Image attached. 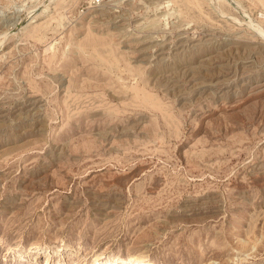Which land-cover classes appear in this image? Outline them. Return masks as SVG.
<instances>
[{"label":"rangeland","instance_id":"obj_1","mask_svg":"<svg viewBox=\"0 0 264 264\" xmlns=\"http://www.w3.org/2000/svg\"><path fill=\"white\" fill-rule=\"evenodd\" d=\"M105 258L264 264V0H0V264Z\"/></svg>","mask_w":264,"mask_h":264},{"label":"bare ground","instance_id":"obj_2","mask_svg":"<svg viewBox=\"0 0 264 264\" xmlns=\"http://www.w3.org/2000/svg\"><path fill=\"white\" fill-rule=\"evenodd\" d=\"M40 248L41 247H39V249ZM44 249L47 251L48 248L45 247ZM103 262H105V264H156V263H154L152 261L144 260V259H137V260H134L132 262V261L124 260V259H120V258H105L101 262H99V261L95 262V263L93 262L92 264H102Z\"/></svg>","mask_w":264,"mask_h":264}]
</instances>
